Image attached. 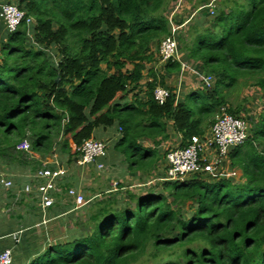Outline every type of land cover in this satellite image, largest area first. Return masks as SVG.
<instances>
[{"label": "trees", "instance_id": "1", "mask_svg": "<svg viewBox=\"0 0 264 264\" xmlns=\"http://www.w3.org/2000/svg\"><path fill=\"white\" fill-rule=\"evenodd\" d=\"M209 2L196 0L194 8ZM167 3H17L32 22L24 20L13 33L6 31L0 46V174L13 177L10 189L0 185V198L24 209L15 216L0 214L1 233L36 222L38 195L35 189L30 194L20 190L28 181L25 174L42 167L52 154L66 167L76 163V148L98 140L93 138L96 129H116L114 148L128 171L148 174L155 170L158 152L142 147L139 138L158 145L168 139L171 121L181 134L180 147H186L205 134L222 108L234 117L242 109L248 112L229 105L226 90L258 87L264 94V0H219L215 27L193 25L190 40L181 39L180 48L189 60L201 62L214 85L203 88V95L190 93L186 99L196 100L192 106L177 104L173 89L159 103L154 91L163 84L149 69L146 101L133 94L126 102L138 89L145 66L155 61L160 41L171 34ZM180 67L172 61L165 70ZM23 141L29 152L17 149ZM104 158L98 162L105 169ZM229 159L242 173L239 182L197 174L145 193L124 187L122 193H100L101 199L85 197L90 201L79 211L85 213L89 234L67 230L64 243L51 241L43 251L39 245V253L27 260L18 259L14 250L12 264H264V107ZM70 186L65 180L62 188ZM51 208L67 213L71 202L59 194Z\"/></svg>", "mask_w": 264, "mask_h": 264}, {"label": "built area", "instance_id": "2", "mask_svg": "<svg viewBox=\"0 0 264 264\" xmlns=\"http://www.w3.org/2000/svg\"><path fill=\"white\" fill-rule=\"evenodd\" d=\"M19 1L0 4V20L3 21L8 33L16 31L24 20L27 23L32 22V19L26 17L24 11L18 7L17 3ZM211 4L206 6L212 7ZM173 32H175V29H172L171 34L164 37L158 45L159 63L178 60V42L172 34ZM213 82L214 78L212 76L204 78V84L207 88L212 87ZM168 96L169 91L164 87L159 86L154 91V97L159 103H163ZM221 111V114L216 117L210 128L208 139L202 140L198 136L188 146L173 148L165 153V172L160 181H184L197 174H215L216 169L221 166L222 160L229 154L230 150L246 141L248 123L240 117L230 115L224 108ZM17 149L29 152V143L23 141L17 146ZM76 151L79 153V158L76 161L78 166L96 164L98 170L104 169L103 164L97 162L106 156L107 146L103 141L85 140L76 148ZM67 175L68 170L65 167H49L43 162L42 167L26 175L28 181L20 190L24 194H30L35 189L38 195L39 211L43 215L54 206L58 195L63 194L65 200L71 202V209L65 213L70 214L82 209L90 200L86 199L84 192L77 187L73 186L63 190L62 186ZM151 183L152 181H149L146 185ZM0 185L4 189H10L13 186V178L6 174H0ZM43 223H45V220ZM23 232V230H20L11 235L14 243L10 245L11 247L0 251V264H12L13 248L18 244L20 234Z\"/></svg>", "mask_w": 264, "mask_h": 264}, {"label": "crops", "instance_id": "3", "mask_svg": "<svg viewBox=\"0 0 264 264\" xmlns=\"http://www.w3.org/2000/svg\"><path fill=\"white\" fill-rule=\"evenodd\" d=\"M14 1H16V0H8L7 2L12 3ZM2 3H5L4 0H0V4H2ZM5 39H6V28H5L3 21L0 20V46L3 43V41H5ZM156 61H158V56H157V60H156V56H155L154 62H156ZM176 61L178 63H180L181 67H180L179 71L172 72V73H169L165 70V66L167 63H159V61H158V63L162 67V71L164 73V76L171 78L170 82H172V84H170L169 88H166V89H173L174 90V92L176 94V103L178 104V103L184 102L186 97L190 94V90H191V93L195 92V91H192L193 86H190V87L188 86V84L191 83V81H189V79H191V78L193 79L195 77V75H197V73H199V71H200V73H202L203 69H202V66H200V64H197V63L195 65L196 69L194 68L195 70L193 68H190V66L192 65L193 62L189 65L188 59L183 58L182 56H179V55H178V60H176ZM153 69H155L154 65H153ZM145 70H146V66H145ZM145 70L143 71V76H144ZM142 80H143V78H142ZM142 80L139 83L138 89L134 93H131V94H137L139 97V100L142 102H145L146 96L144 95V93L142 94V91H143L142 85H141ZM183 83H184V85H183ZM196 85H197V83H196ZM200 85H202V87H200V88H205L204 82L200 83ZM213 85H214V82H213ZM127 98L125 99L126 102H128ZM167 125H168L167 126L168 139L161 141L158 145L155 146L153 141L146 138V137H141L137 140V143L140 144L142 147L149 148V149H155L158 152L159 158L157 160L155 170L150 175H153V174L156 175L157 174L159 177L157 179L156 178H153V179L150 178V180H152V183L148 184L147 186L143 185V181H144V178L146 176L149 177V175L145 174L144 172H139V171H134V172L128 171L124 156L120 152L115 150L114 145H115L116 141L119 139V132L116 129H102V128L96 129L95 136H93V138H97L98 140L103 141L106 144V146L108 144L106 157L104 158L105 163H106V167L107 168L112 167L111 169L117 170L118 174H120L121 176L125 175L124 178H127L129 175L136 176L137 179H135V180L141 179V180H139L140 182L138 184L125 185L124 183L118 181L117 183H113L114 187H112V185H111L112 182L111 183L109 182V185H107L105 177H103L102 175H99V174H94V173L103 172V171H100L96 168V164L86 165V166H78L76 163H73V164H70L66 167L65 164L64 165L61 164L60 158L58 157L57 154H52V155H49L48 157H46L47 161H45L44 163H46L47 166H49V167H59V166L65 167L68 170V175L65 179L66 182L70 183V185H71L70 187L74 186V187H77L79 189H81L80 187H83L82 188L83 190L85 188L89 194L87 196L88 198L89 197H92V198L99 197L100 191H103V193H107V194L110 192H114L117 194L122 193L121 190H123L124 187H127L128 190H130V188H134L135 191L137 190L141 193H145V191H149L148 189H150V187H148V186H153V189L158 190L160 185L163 183L160 180L164 176V172H165V170H164L165 169V161H164L165 160L164 159L165 153L167 151H169L170 149L179 148L181 145V134L176 132L173 129V122L170 121V122H168ZM210 128H208L205 131L204 135L199 136L202 138V140L209 138ZM208 152H212V151H208ZM227 156H229V154ZM226 157H224V159L222 160L221 166L224 163ZM95 170H96V172H95ZM219 170H220V168H219ZM219 170H218V174H219ZM89 171H92V172L89 173ZM30 173L31 172H27L25 174V177L27 174H30ZM1 174H6V173H1ZM6 175H8V174H6ZM95 175L98 177H94ZM116 175L117 174H109L108 176H109V178L113 179V178H115ZM100 177L103 179L102 184H99ZM117 184H122L123 187L118 189ZM85 185H87V186H85ZM109 186H110V189L106 192L105 191V190H107L106 187H109ZM122 197L124 200H126V195H123ZM35 209L37 210V213L34 216V218H36V222L35 221L29 222L27 227L18 228L16 231L8 228L7 231L4 232V235L0 237V251L3 250L4 248L11 247L10 245H13L14 242H13L11 235L14 232H17L20 230H23L24 232L22 234H20V240H19L18 244H16L13 248V252H14L16 246L22 244L21 248H20L22 251L21 252L22 254L18 255V259L24 257L27 260V259L31 258L30 256L33 253H35V254L39 253L38 252L39 245L41 246L40 247L41 251H43L45 249V247L47 245H49V243L51 241L54 242V240H58V237H60V238L62 237L61 234L58 236L55 235V233H56L55 226H59L60 229L62 230L63 226H60V225H63L65 219H69V217H70V214L69 215L65 214L66 213L65 210H67V209L60 208V209L55 210V209L51 208V210H49L45 215H43L39 211L40 207L38 205L35 206ZM27 211L30 212V208H27ZM30 214L33 215V212H31ZM44 220H45V223H43ZM69 228H71V227H69ZM24 235L25 236L27 235V240H25L23 238ZM48 241H50V242L48 243ZM23 248L26 251L25 250L23 251ZM26 255H28L27 258H26Z\"/></svg>", "mask_w": 264, "mask_h": 264}, {"label": "rangeland", "instance_id": "4", "mask_svg": "<svg viewBox=\"0 0 264 264\" xmlns=\"http://www.w3.org/2000/svg\"><path fill=\"white\" fill-rule=\"evenodd\" d=\"M8 0H4V2H7ZM196 0H167V10L165 13L166 18L169 21V27H170V31H172V29H175V32H173L172 34L174 35L175 39L178 42V55L182 56L183 58H187L186 56V51L183 49L181 50L180 48L182 47L183 43H181V39H183V42H188L190 40L189 37V28L193 27V25H199L201 27H210V28H214L215 24H214V19L217 16V14L219 13V10L221 9L220 7V3L219 0H210L209 3L204 4L198 8H194V2ZM212 3V4H211ZM211 4V6H206ZM155 51V50H154ZM155 56H156V60H157V52H155ZM188 59V58H187ZM189 65L192 63V65L190 66V68H195L196 63L201 65V62L199 61H192L189 60ZM153 65L155 66V69H153ZM153 69L157 76H158V81L159 83L162 81L163 87L165 88H169V85L172 84L171 78L170 77H165L164 73L162 71V67L160 66V64L158 63V61L151 63V64H147L146 65V70L144 72V76H143V80L141 82L142 85V94L144 93L145 95V89H146V82L149 80L148 77V69ZM196 69V68H195ZM194 69V70H195ZM205 76L202 73H197V75H195V77L192 79H189V81H191V83L188 84V86H193V90L192 91H196L198 90V92L203 95L204 94V89L200 88L202 87V85H200V83L204 82ZM174 80V79H173ZM185 80V79H184ZM185 83V82H184ZM183 83V85H184ZM197 83V85H196ZM166 84V85H165ZM161 87V86H160ZM191 93V90H190ZM226 93H229V105L232 106H242L244 109H246L248 112L244 111L242 108L243 113H241L239 115L240 118L244 119L247 123H248V130L251 129L252 123H255L257 121L258 115L261 112L262 108L264 107V94L260 91V89L258 87H241L238 89H230V90H226ZM128 98V102H131L133 99V94H129L127 96ZM188 103H190V105L192 106L194 104V102H196V100H193L192 97H188V99L184 100ZM197 103L199 104L200 102L197 101ZM108 146V144H107ZM32 157L34 156L35 159H38V155L35 153H31ZM47 161V159H45L43 162ZM112 167L109 168H105L100 173H94V174H99L102 175L103 177L106 178V184L109 185V182H112V187H114L113 183H117L118 181L124 183L125 185H131V184H138L141 180H135L137 179L136 176H131L129 175L127 178H124L125 175L121 176L120 174H118V171L115 169H111ZM220 168V170H219ZM218 170H219V174H218ZM88 171V170H87ZM92 171H89V173H91ZM96 172V170H95ZM152 173V172H151ZM151 173H148L143 181V185L146 186V184L150 180L153 178H158L159 176L156 175H150ZM214 173V172H213ZM109 174H117L115 176V178L111 179L109 178ZM241 171L238 169H234L231 167V163H230V159L229 156H227L225 158L224 163L222 164V166L218 167L215 171V174H205L202 175L203 177H207L210 180H216V179H220V178H228L231 179L233 182H239L240 181V177H241ZM216 175V176H215ZM127 176V175H126ZM94 177H98V176H94ZM103 183V179L100 177L99 180V184ZM159 183V182H158ZM87 186V185H85ZM142 186V185H141ZM157 186V185H156ZM150 187V189L148 190H152L153 186H148ZM81 189L83 187H80ZM142 188V187H141ZM147 188V187H146ZM107 190H105L106 192L110 189L109 187H106ZM131 191H135L134 188H130ZM155 190V189H153ZM82 192H84L85 197H87L89 194L87 192V190L84 188V190L82 189ZM99 193H103V191H100ZM98 199H101V195L99 197H97ZM16 201H13L11 203H9V205H5V202L1 200L0 198V214L5 215L6 217L8 216H15L18 212H19V208L24 209V207H19L17 206V204L15 203ZM85 213L83 210L79 211H74L72 213L71 218L69 219H65L64 224L60 225L63 226L62 230L60 229L59 226H55L56 229V233L55 235L58 236L61 234V238L60 240H57V243L62 242L64 243V239L66 241L67 236H65L67 230L70 231H77L79 234H84L87 235L89 234V229L87 228V225L85 224L83 226V224L85 223ZM27 227L25 225H21L19 228H24ZM71 227V228H69ZM4 232L1 233L0 231V236L3 235ZM25 236V235H24ZM23 238L25 240H27V235ZM22 245V244H21ZM21 245H17L15 248V252L16 255H20L22 254L21 252ZM25 249L23 248V251ZM26 251V250H25ZM27 254V253H26ZM28 255H26L27 258ZM22 260H26L24 257L21 258ZM22 264V263H19ZM24 264V263H23Z\"/></svg>", "mask_w": 264, "mask_h": 264}]
</instances>
